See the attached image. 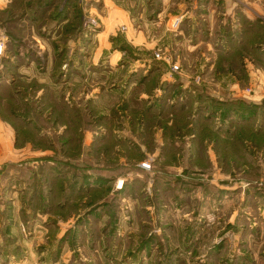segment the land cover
<instances>
[{
	"label": "rangeland",
	"instance_id": "obj_1",
	"mask_svg": "<svg viewBox=\"0 0 264 264\" xmlns=\"http://www.w3.org/2000/svg\"><path fill=\"white\" fill-rule=\"evenodd\" d=\"M223 6L0 1V264H264V73L221 50ZM226 74L232 110L189 104Z\"/></svg>",
	"mask_w": 264,
	"mask_h": 264
},
{
	"label": "crops",
	"instance_id": "obj_2",
	"mask_svg": "<svg viewBox=\"0 0 264 264\" xmlns=\"http://www.w3.org/2000/svg\"><path fill=\"white\" fill-rule=\"evenodd\" d=\"M222 2H224V6L218 12V17L220 18V21H215V23H213L210 27L211 31L217 30L219 31L218 33H221L220 35H217L219 39L220 37L224 38L223 36L226 32L229 35L230 42L227 44L228 46H223L221 50L224 51L227 47L228 54L226 58L229 62H232L238 59V57H241L245 60V63L249 62L253 64V69L255 68L257 70H261L264 73V68L255 65L258 63H264V25L255 24L252 22L255 18L257 19L259 16H264V0H222ZM191 13L193 12L187 11L184 16L187 21L191 19V22H193ZM212 13L214 12L212 11ZM185 41L188 42V40ZM211 44L212 43L206 44L208 47V55H213L217 53H210V50L212 49ZM202 47L203 43L200 42L191 48H189L188 46L186 49L188 53L191 52V54H194V56L196 54L200 56ZM188 55L191 56L190 54ZM219 55L222 54L219 53ZM219 55L218 57L216 55H213L214 59H216L217 57L219 60H222V58L225 57H221ZM184 78H189L188 74L184 75V77L182 78L183 81L186 80ZM229 78L231 77L228 74L222 75L220 77L217 76L216 80L213 81V83L210 82L207 85H203L204 89H199L198 87H195L193 92V98L189 100V104L192 105L194 103L196 96L198 98L206 96L204 94H221L226 104H236V97L238 96V94L236 93L238 92V83L236 81L235 76H232L231 80H229ZM226 80H228L229 83H227ZM228 89L234 90V93L229 92L230 90L227 91ZM244 93L246 94V91H244ZM158 94L160 95L159 92ZM226 97H228V101H226ZM231 97H233V100H231ZM163 105V102H158V105L156 107ZM196 105L197 103L195 104V106ZM0 124L2 127H4V129H6L3 123ZM6 144H9V140L6 138V135L3 134L0 130V146L2 145L5 148ZM179 153L181 152H177L176 155H180ZM4 163H1L0 165H4ZM7 175L8 174L5 173V175L2 176V179L8 178ZM14 235L16 234H6V239H4V242H10L11 239L13 240ZM1 239V242H3V238ZM24 252L26 253L25 255L28 254L26 250ZM29 257L30 256L28 255L26 257V261L21 264L32 263L29 262Z\"/></svg>",
	"mask_w": 264,
	"mask_h": 264
},
{
	"label": "trees",
	"instance_id": "obj_3",
	"mask_svg": "<svg viewBox=\"0 0 264 264\" xmlns=\"http://www.w3.org/2000/svg\"><path fill=\"white\" fill-rule=\"evenodd\" d=\"M214 104H216V105H219L218 104V102L217 101H215V102H213ZM232 106L233 105H237V104H231ZM220 106V105H219ZM226 106H228L229 107V109L230 110H232V108L229 106V104L228 105H226ZM221 107H223V106H221ZM203 108V107H202ZM202 110L203 109H200V111H201V113H202ZM11 113H13L14 114V109H12L11 110ZM6 120L7 121H9L11 124H12V121L10 120V119H8V118H6ZM28 124V123H27ZM15 125V124H14ZM30 125V124H29ZM34 125V124H33ZM249 125L250 124H248V126H247V122H246V124H238V129H240L241 128V131H243L244 132V129H247V128H249ZM16 126V125H15ZM252 126V125H251ZM17 130V129H16ZM18 132V131H17ZM262 134H264V132H262V133H258V137H261L262 136ZM18 135H19V133H18ZM201 140L203 139V138H200ZM77 141L75 140L74 141V143H76ZM69 143V142H68ZM198 143H199V138H198ZM64 144H66V142L64 141ZM74 148V147H73ZM74 150H75V152L77 151V148H74ZM228 153H229V157H235L236 158V152L234 153V152H232V148H231V146L229 147V151H228ZM69 172V171H68ZM71 173V172H70ZM37 175H34L33 177V179H32V184H30V188H31V190H32V197H34V199L36 198V202L38 201V196H37V188L39 187V185H40V181L38 180V178L36 177ZM103 176V175H102ZM55 177H58V181L59 182H62L63 180H62V178H60L59 176H55ZM98 176H96V178H97ZM104 178V177H103ZM103 178H97V179H95L94 180V182H96L97 183V186H95V187H91L90 189H91V191H93V192H95V193H97V194H100V195H104L106 192H107V190L108 189H106V190H101L100 189V187L98 186L99 184H103V183H107V187H109L110 186V184H111V182H113L112 180H109L108 181V179L107 178H105V179H107V180H105V179H103ZM105 181V182H104ZM63 183V182H62ZM74 186V184H71V185H69V187L70 188H72ZM59 191H60V196H61V193H64L65 191H66V189H64V188H61V189H59ZM59 196V197H60ZM69 197V196H68ZM92 197V196H91ZM95 197H92V199H94ZM102 198V197H101ZM95 201H97V200H95Z\"/></svg>",
	"mask_w": 264,
	"mask_h": 264
},
{
	"label": "built area",
	"instance_id": "obj_4",
	"mask_svg": "<svg viewBox=\"0 0 264 264\" xmlns=\"http://www.w3.org/2000/svg\"><path fill=\"white\" fill-rule=\"evenodd\" d=\"M174 69H175V70H178L179 67H178L177 65H175V66H174ZM246 93H247V94H252V91H251V90H247Z\"/></svg>",
	"mask_w": 264,
	"mask_h": 264
},
{
	"label": "bare ground",
	"instance_id": "obj_5",
	"mask_svg": "<svg viewBox=\"0 0 264 264\" xmlns=\"http://www.w3.org/2000/svg\"><path fill=\"white\" fill-rule=\"evenodd\" d=\"M0 1H3V0H0Z\"/></svg>",
	"mask_w": 264,
	"mask_h": 264
}]
</instances>
